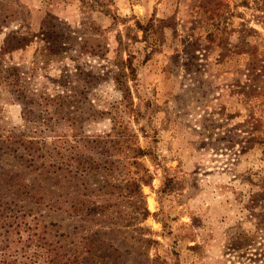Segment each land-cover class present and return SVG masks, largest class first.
<instances>
[{
  "label": "rangeland",
  "instance_id": "rangeland-1",
  "mask_svg": "<svg viewBox=\"0 0 264 264\" xmlns=\"http://www.w3.org/2000/svg\"><path fill=\"white\" fill-rule=\"evenodd\" d=\"M111 137L149 152L146 219ZM40 237L83 264H264V0H0V264H43Z\"/></svg>",
  "mask_w": 264,
  "mask_h": 264
},
{
  "label": "trees",
  "instance_id": "trees-1",
  "mask_svg": "<svg viewBox=\"0 0 264 264\" xmlns=\"http://www.w3.org/2000/svg\"><path fill=\"white\" fill-rule=\"evenodd\" d=\"M131 72L133 73V69ZM123 93L125 98L128 99L129 91L125 89L123 90ZM108 143V151L112 155L124 153L125 151V159L119 162H107L102 168V171L104 170L107 175L114 172V164H117V167L122 166L124 168L125 176L122 184L120 185L123 186L122 193L126 196V198H135L136 201L132 204L133 215L135 217L140 216L142 219H146L150 215V212L146 207H144L142 186L149 185L153 180V176L142 162V159L148 156L149 152L138 146L135 142H130L128 140L121 141L118 137H111ZM84 167L85 166H82L77 169V173H79L80 176H87V174L91 171V169ZM92 168L94 169L96 167L93 166ZM38 244L44 247L49 253L48 255L46 252V260H44L43 264H83L84 258L87 255L83 251H75L72 257H68L67 251H65L62 256H59L57 254L58 252L53 255L52 253L54 250H59V248L54 246V242L45 241L44 237L39 238Z\"/></svg>",
  "mask_w": 264,
  "mask_h": 264
}]
</instances>
